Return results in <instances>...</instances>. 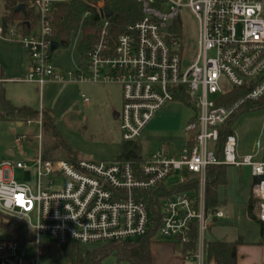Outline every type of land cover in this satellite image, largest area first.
<instances>
[{
	"label": "built area",
	"instance_id": "1",
	"mask_svg": "<svg viewBox=\"0 0 264 264\" xmlns=\"http://www.w3.org/2000/svg\"><path fill=\"white\" fill-rule=\"evenodd\" d=\"M61 1L68 0H34L38 19L28 31L22 24L0 19V38L18 41L31 57L32 67L24 81L40 86L48 82L121 85L123 103L118 118L123 142L137 141L160 109L183 101L180 97L184 95L196 115L184 126L186 142L180 151L152 150L141 154L138 164L45 158L41 133L30 157L1 160L0 211L25 221L33 240L22 245L16 238L0 239V264H45L43 239L98 245L141 238L151 224L143 192L191 179L197 181V188L161 200L157 236L183 245L195 239V252L185 257L204 264L206 233L225 217L221 208L206 207L207 168L247 166L253 178L264 177L261 141L253 153L240 155L233 132L226 136L219 154L224 125L245 99L264 96V0H138L141 17L115 37L110 19L104 17L97 40L85 57L80 55L81 62L74 69L58 67L52 60L53 5ZM98 6L105 4L101 1ZM183 9L198 24L191 62L178 23ZM80 34L75 36L78 43ZM249 82L254 87L244 98L219 104L232 88ZM39 125L42 131V118ZM24 140L25 135L16 137L17 143ZM16 169L31 173L32 182L18 180ZM175 175L176 181L167 184ZM252 195L256 216L264 224V178L252 184ZM30 245L35 252L26 261Z\"/></svg>",
	"mask_w": 264,
	"mask_h": 264
},
{
	"label": "rangeland",
	"instance_id": "2",
	"mask_svg": "<svg viewBox=\"0 0 264 264\" xmlns=\"http://www.w3.org/2000/svg\"><path fill=\"white\" fill-rule=\"evenodd\" d=\"M1 13V11H0ZM179 26L183 32L187 59L191 62L195 56L198 38V24L193 15L183 9L179 19ZM74 37L68 47H59L53 51L52 60L55 65L63 69H74L81 62L78 51V41ZM16 64V63H15ZM19 66L27 69L29 59L23 55ZM10 78H21L20 73H10ZM7 90L12 101L18 105H28L35 109H49L56 121L57 131L69 147L76 153L77 159L98 162H111L118 160L123 140L120 133V120L117 114L122 109V87L119 84H96L74 82H48L42 89L39 85L29 82H7ZM89 99L84 101L83 97ZM196 115L194 106L184 101L176 100L160 109L154 119L147 125L138 141L142 145V154L152 150L167 148L168 152L180 151L185 145L184 126L187 121ZM30 119L18 127L20 135H25L24 142H16V134L11 125L0 123V157L5 150L4 146H11L15 152V159L24 155L31 156L38 148L42 134V145L48 137L40 129L39 121ZM233 131L237 136L238 152L248 154L254 152L256 142L264 143V110L250 111L239 115ZM7 158V155H5ZM224 186L219 187V199L225 217L216 225L211 226L206 237L213 236L218 239L231 238L237 231L247 239H256L259 226L249 215L247 205L251 198L253 177L250 167L228 166ZM18 180L26 179L32 182L33 177L26 175L22 170H15ZM178 175L166 180L167 184L176 181ZM10 219L21 220L0 211V239H14L15 235L8 225ZM23 221V220H22ZM48 240V239H44ZM98 245H84V249H91ZM182 245L176 244L181 250ZM35 247L27 248L26 261L34 256ZM44 261V259H43ZM45 264H47L45 262ZM102 264H130L118 261L116 255L106 257Z\"/></svg>",
	"mask_w": 264,
	"mask_h": 264
},
{
	"label": "trees",
	"instance_id": "3",
	"mask_svg": "<svg viewBox=\"0 0 264 264\" xmlns=\"http://www.w3.org/2000/svg\"><path fill=\"white\" fill-rule=\"evenodd\" d=\"M34 0H0V19L11 25L22 24L25 30L35 24L38 14L32 2ZM103 1L104 8L111 10V34L115 37L119 35L125 27L141 17L140 4L138 0H68L54 3L53 19V41H56L59 47H68L72 39L80 32L78 44L79 54L85 57L98 38L100 21L106 17L105 9L100 8L98 3ZM23 4V9L18 6ZM88 12L87 16L84 14ZM264 79V75L262 77ZM254 84L249 82L240 87H234L221 98L219 104H231L240 98H244ZM189 105L187 96L180 97ZM2 117L7 119H17L27 121L37 119L42 116V130L44 136L48 137L42 145L45 158L66 159L72 162L77 161L76 153L69 145L60 138L57 131L56 121L53 113L49 109L42 111L28 106L16 107L11 104L4 94L0 95ZM264 110V96L258 100L245 99L236 110L231 119L221 130V139L219 143V154L221 146L228 134L233 133V125L239 115L250 111ZM142 154V145L137 140L134 142H123L121 155L118 160H130L135 164L140 162ZM226 165H212L207 168L206 184V207L207 209H218L221 207L219 199V187L224 186L226 181ZM196 180L191 179L188 183H181L177 186L167 187L164 184L143 192L142 200L147 204L151 224L148 233L137 239H131L123 242H108L98 244L91 249H84L78 243L59 244L50 240H42L44 263L47 264H102L103 260L111 254L117 256L118 261H126L130 264H152V254L150 245L157 236V230L160 222L161 200L170 194L197 188ZM255 199L250 198L247 211L248 215L257 222L261 240L264 242V224L260 222L254 214ZM15 238L22 244L27 245L33 240L29 228L25 221L10 219L8 224ZM244 238L238 236L236 240H206L205 256L215 260L216 264H236V248L240 243H244ZM196 249L195 239L188 245H185V253L192 254Z\"/></svg>",
	"mask_w": 264,
	"mask_h": 264
},
{
	"label": "crops",
	"instance_id": "4",
	"mask_svg": "<svg viewBox=\"0 0 264 264\" xmlns=\"http://www.w3.org/2000/svg\"><path fill=\"white\" fill-rule=\"evenodd\" d=\"M23 55L29 59L30 65L27 67L26 70H24V68L22 66H19L18 64L19 61H22ZM31 67H32L31 57L23 49L22 45L18 41L0 38V95L4 94L6 99L16 107H24L28 105H23V106L16 105L12 101V96H10L9 91L7 90L6 83L11 82V81L17 82V83L23 82L24 75L31 69ZM16 72L20 73L21 78L19 77L15 80V78L9 77L10 73H16ZM24 82H29V81H24ZM29 83H35L39 85L36 82H29ZM43 86L39 85L40 89H42ZM28 107H31V106H28ZM36 110L42 111V109H36ZM27 121L3 118L1 103H0V123L11 125L10 129L14 130V134L19 136L20 134L18 131V127L22 126ZM4 148L5 150L1 154L0 161L3 159H6L5 155H7V158L15 157V152L12 150L11 146L5 145ZM251 153H248V154H251ZM240 155H246V154H240ZM263 157H264V154H263ZM251 198L254 199L252 195V188H251ZM254 214L256 215L255 204H254ZM219 221L214 223V225L219 223ZM258 234L259 235L256 239H247L244 235H242L241 233L237 231V233L232 235V237L229 239L227 238L218 239L213 236H208L207 240L233 241V240H236L238 236H242L245 242L237 245L236 264H264V242L263 243L259 242L261 240V237H260V233ZM178 243L179 242L177 241H166V240L161 239L159 236H156L154 241L150 245V250L152 254V264H199L195 259L185 257L186 255L185 245L179 243L182 245V248L181 250H177L176 244ZM204 264H216V262L214 259L212 258L208 259L205 256Z\"/></svg>",
	"mask_w": 264,
	"mask_h": 264
},
{
	"label": "water",
	"instance_id": "5",
	"mask_svg": "<svg viewBox=\"0 0 264 264\" xmlns=\"http://www.w3.org/2000/svg\"><path fill=\"white\" fill-rule=\"evenodd\" d=\"M23 8H24V5L23 4H21V5L18 6V9H23ZM105 15H106L107 18L111 17V15H112L111 10L108 9V8H106L105 9ZM58 46H59L58 43L56 41H53L52 42L51 49L52 50H55ZM263 178H264L263 176L254 177L253 178V181H252V184L253 185L258 184Z\"/></svg>",
	"mask_w": 264,
	"mask_h": 264
},
{
	"label": "flooded vegetation",
	"instance_id": "6",
	"mask_svg": "<svg viewBox=\"0 0 264 264\" xmlns=\"http://www.w3.org/2000/svg\"><path fill=\"white\" fill-rule=\"evenodd\" d=\"M117 117H118V114H117Z\"/></svg>",
	"mask_w": 264,
	"mask_h": 264
},
{
	"label": "snow or ice",
	"instance_id": "7",
	"mask_svg": "<svg viewBox=\"0 0 264 264\" xmlns=\"http://www.w3.org/2000/svg\"><path fill=\"white\" fill-rule=\"evenodd\" d=\"M18 199H19V197H18Z\"/></svg>",
	"mask_w": 264,
	"mask_h": 264
}]
</instances>
